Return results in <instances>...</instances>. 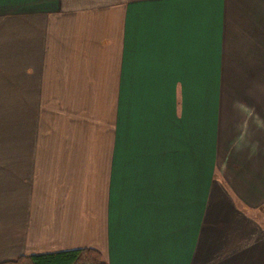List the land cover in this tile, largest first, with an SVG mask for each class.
<instances>
[{
    "label": "crops",
    "instance_id": "crops-1",
    "mask_svg": "<svg viewBox=\"0 0 264 264\" xmlns=\"http://www.w3.org/2000/svg\"><path fill=\"white\" fill-rule=\"evenodd\" d=\"M263 211L264 0H0V261L264 264Z\"/></svg>",
    "mask_w": 264,
    "mask_h": 264
},
{
    "label": "trees",
    "instance_id": "trees-1",
    "mask_svg": "<svg viewBox=\"0 0 264 264\" xmlns=\"http://www.w3.org/2000/svg\"><path fill=\"white\" fill-rule=\"evenodd\" d=\"M0 264H108L101 252L93 247L57 252L23 255L0 261Z\"/></svg>",
    "mask_w": 264,
    "mask_h": 264
},
{
    "label": "rangeland",
    "instance_id": "rangeland-1",
    "mask_svg": "<svg viewBox=\"0 0 264 264\" xmlns=\"http://www.w3.org/2000/svg\"><path fill=\"white\" fill-rule=\"evenodd\" d=\"M262 219H264V211L263 213H261V215H259ZM261 221V220H260ZM261 222H264V221H261Z\"/></svg>",
    "mask_w": 264,
    "mask_h": 264
}]
</instances>
